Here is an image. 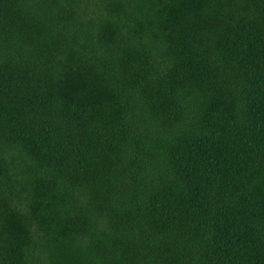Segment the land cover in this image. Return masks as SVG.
<instances>
[{"label":"trees","instance_id":"obj_1","mask_svg":"<svg viewBox=\"0 0 264 264\" xmlns=\"http://www.w3.org/2000/svg\"><path fill=\"white\" fill-rule=\"evenodd\" d=\"M0 264H264V0H0Z\"/></svg>","mask_w":264,"mask_h":264}]
</instances>
